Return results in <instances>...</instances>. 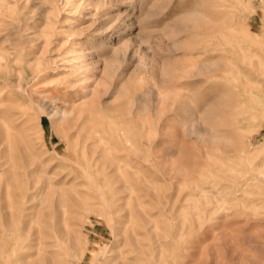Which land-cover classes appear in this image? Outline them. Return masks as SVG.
<instances>
[{
	"label": "rangeland",
	"instance_id": "374dc122",
	"mask_svg": "<svg viewBox=\"0 0 264 264\" xmlns=\"http://www.w3.org/2000/svg\"><path fill=\"white\" fill-rule=\"evenodd\" d=\"M258 164L264 0H0V264H264Z\"/></svg>",
	"mask_w": 264,
	"mask_h": 264
},
{
	"label": "bare ground",
	"instance_id": "6f19581e",
	"mask_svg": "<svg viewBox=\"0 0 264 264\" xmlns=\"http://www.w3.org/2000/svg\"><path fill=\"white\" fill-rule=\"evenodd\" d=\"M16 34H17V35L15 36V37H16V40H17L18 42H19V41H22V35H18V33H16ZM14 40H15V39H14ZM16 40H15V41H16ZM240 140L242 141V138H241V139H240V138L238 139L239 144L241 145L242 142H240ZM238 141H237V142H238ZM235 143H236V142H235ZM238 146H239V145H238ZM243 147H244V146H243ZM237 148H238V147H237ZM239 149H240V148H239ZM239 149H238V150H239ZM242 151H244V149H242ZM245 154H248V153H245ZM235 156H236V155H235ZM75 164L77 165L78 168L83 169V167H82V165H81L80 163H76V162H75ZM262 165H263V164H262ZM263 166H264V165H263ZM256 167H257V168H254V171H257V172H256L257 175H255V176L258 178V176L261 175V177L264 179V173H262V172H258V170H259L258 168L260 167V165L258 164V165H256ZM256 169H257V170H256ZM260 169H261V168H260ZM263 170H264V169H263ZM84 173H85V172H84ZM253 179H254V178H253ZM243 185H244V184H243ZM260 186H261V185H260ZM261 188L263 189V186H261ZM240 191H241V189H238V190H236V191L234 192V194L232 193V194H233L232 197H234L235 200H239V199L241 200V199H242V198H238V197L241 195V194H240ZM259 191H260V190H259ZM259 191H258V192H259ZM262 191H263V190H262ZM262 191H261V192H262ZM241 192H242V191H241ZM261 192H260V193H261ZM244 193H245V192H244ZM263 193H264V192H263ZM249 195H250V194H249ZM253 195H254V194H253ZM255 195H256V193H255ZM242 196H243V197H246L247 195L244 196V195L242 194ZM262 196H263V195H262ZM258 197H259V195H258ZM259 199H260V198H259ZM255 200H257V198H256ZM255 200L253 201L254 203L257 202V201H259V200H257V201H255ZM237 202H239V201H237ZM253 202H252V203H253ZM261 202H263V201H261ZM249 203H250V201H249ZM258 204H259V203H258ZM258 204H257V205H258ZM249 205H250V204H249ZM254 205H255V204H254ZM254 205H253V207H254ZM257 205H256V207H257ZM261 205H262V204H261ZM258 206H259V205H258ZM263 206H264V205H263ZM253 207H252V209H253ZM258 208H259V207H257V209H258ZM259 209H260V208H259ZM263 209H264V208H263ZM255 210H256V209H254V211H253V210H252V211L255 212ZM261 210H262V209H261ZM262 211H263V210H262ZM255 213H256V212H255ZM261 213H262V212H261ZM257 214H258V213H257ZM259 214H260V213H259ZM262 215L264 216V213L261 214V216H262ZM255 216H256V215H255ZM257 216H258V215H257ZM252 217H253V215H252ZM250 218H251V217H250ZM258 218L261 219V218L258 216V217L256 218V220H257V221H260V220H258ZM249 220H250V219H249ZM252 220H254V219H252ZM256 220H254V221L257 222ZM261 220H262V219H261ZM262 222H263V221H262ZM259 223H260V222H259ZM252 224H253V223H252ZM256 225H257V224H256ZM258 226H259V225H258ZM262 228H264V227H262ZM262 228H261V229H262ZM258 229H259V228H258ZM260 232H261V231H260ZM256 234H258V233L255 232V233H254V235H255L254 237H256ZM260 234H261V233H260ZM262 234H263V232H262ZM258 235H259V234H258ZM249 236H250V235H249ZM242 237H243V236H242ZM242 237H239V240H241ZM257 237H258V236H257ZM259 237H260V236H259ZM245 238H247V237H245ZM262 238H263V237H262ZM260 239H261V238H260ZM260 239H259V240H260ZM261 240H262V239H261ZM244 241H245V240H244ZM255 241H256V239H255ZM257 242H258V241H257ZM258 243H260V242H258ZM248 244H249V243H248ZM253 244H254V243H253ZM255 245H256V244H255ZM256 246H257V245H256ZM258 246L261 247V245H258ZM262 248H264V247L262 246ZM261 250H263V249H261ZM260 252H261V251H260ZM260 254H261V253H260ZM240 256H241V255L238 253V251L234 250V252H233V254H232V257L230 258L229 262L232 264L234 261H236V260H240V259H241ZM255 257H256V256H255ZM254 260H255V259H254ZM256 261H257V260H256ZM256 261H255L253 264H260V262H256Z\"/></svg>",
	"mask_w": 264,
	"mask_h": 264
}]
</instances>
